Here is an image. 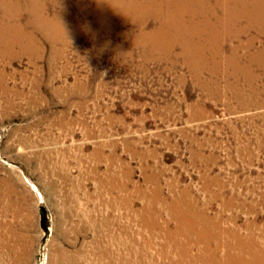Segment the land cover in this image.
Listing matches in <instances>:
<instances>
[{"label":"rangeland","instance_id":"obj_1","mask_svg":"<svg viewBox=\"0 0 264 264\" xmlns=\"http://www.w3.org/2000/svg\"><path fill=\"white\" fill-rule=\"evenodd\" d=\"M202 3L173 44L97 0L0 5V264H264V0Z\"/></svg>","mask_w":264,"mask_h":264},{"label":"bare ground","instance_id":"obj_2","mask_svg":"<svg viewBox=\"0 0 264 264\" xmlns=\"http://www.w3.org/2000/svg\"><path fill=\"white\" fill-rule=\"evenodd\" d=\"M26 1V0H25ZM240 1V0H239ZM7 2V0H0V5L2 12L4 13L3 17L6 14L7 5L3 7L2 4ZM48 2V1H47ZM54 2V1H53ZM100 4V8L108 7L110 10H118L121 14L132 19L133 24L138 27L137 37L134 39V42L141 40L142 42H151V43H163L167 36L173 35L170 39V44L174 43L175 33L180 35L181 32L191 27L190 32L196 31V34H201L203 37V32H206L205 27L209 23L205 20L197 19L203 14L200 13V10L204 9L202 0H97ZM60 3V2H59ZM205 3V2H204ZM232 3V2H231ZM22 5V3H20ZM83 4V3H82ZM207 4V3H206ZM225 4V3H223ZM88 5V4H87ZM98 5V4H97ZM218 5V4H217ZM23 6V5H22ZM26 6V4H25ZM95 6V5H94ZM212 6V5H211ZM237 6V5H236ZM242 6V5H241ZM30 7V6H29ZM226 7V6H225ZM38 9V6L33 4L31 10ZM215 9V8H214ZM219 9V8H217ZM98 10V9H97ZM106 10V9H105ZM264 10V9H263ZM89 11V10H88ZM117 11V12H118ZM222 11V10H221ZM225 11V10H224ZM227 12V10H226ZM234 12V11H233ZM242 12V11H241ZM100 13V12H98ZM106 13V12H105ZM114 13V12H113ZM222 13V12H220ZM235 13V12H234ZM243 13V12H242ZM0 14H2L0 12ZM21 14V13H20ZM30 14V13H29ZM28 14V15H29ZM94 14V13H93ZM101 14V13H100ZM237 14V12H236ZM32 15V14H31ZM186 15H190V19H186ZM102 16V15H101ZM114 16V15H113ZM212 16V15H211ZM100 17V16H99ZM32 18V17H31ZM67 18V17H66ZM75 18V17H74ZM98 18V16H97ZM96 18V19H97ZM99 19V18H98ZM123 19V17H122ZM121 19V20H122ZM152 20L156 21L155 25L150 28L149 22ZM22 20V18H21ZM51 20V19H50ZM245 20V19H244ZM256 20V18H255ZM76 21V20H74ZM111 21V20H110ZM24 22V21H23ZM98 22V21H97ZM106 22V21H105ZM199 23V24H198ZM218 23V22H217ZM254 23V22H253ZM66 24V23H65ZM115 25V24H114ZM250 25V24H249ZM97 26V25H96ZM254 26V25H253ZM66 27V26H65ZM69 27V26H68ZM72 27V26H71ZM78 27V26H77ZM89 27V26H88ZM209 27V26H208ZM220 27V25H219ZM245 27V26H244ZM256 27V26H255ZM262 27V26H261ZM260 27V28H261ZM16 27L10 23L0 22V41H5L7 35H9ZM98 28V27H97ZM104 28V27H103ZM102 28V29H103ZM227 28V27H226ZM71 29V28H70ZM95 29V28H94ZM210 29V27H209ZM57 30V29H56ZM109 30V29H108ZM232 30V29H231ZM63 31V30H62ZM253 31V30H252ZM212 32L210 36H212ZM227 32V31H226ZM242 32V31H241ZM263 33L262 31H259ZM207 33V32H206ZM252 33V32H251ZM203 34V35H202ZM29 35V34H27ZM6 36V37H5ZM33 36V35H32ZM250 36V35H248ZM213 37V36H212ZM222 37V36H221ZM230 37V36H229ZM62 38V37H61ZM68 38V37H67ZM66 38V40H67ZM77 38V37H76ZM242 38V37H241ZM246 38V36H245ZM184 39V38H183ZM190 39V38H189ZM193 40V39H192ZM206 40V39H205ZM212 40V39H211ZM244 41V40H243ZM249 41V40H248ZM228 42V40H227ZM168 43V42H167ZM231 44V43H230ZM11 45V44H10ZM132 45V44H131ZM134 45V43H133ZM244 45V44H243ZM231 46V45H229ZM250 46V45H249ZM170 47V46H168ZM204 47V46H203ZM216 47V46H215ZM196 48V47H195ZM235 48V47H234ZM257 48V47H255ZM31 49V48H30ZM227 49V48H226ZM225 49V51H226ZM230 49V48H229ZM233 49V48H232ZM249 49V48H248ZM175 50V49H174ZM180 50V48L178 49ZM242 50V49H241ZM253 50V49H252ZM156 51V50H155ZM186 51V50H185ZM147 52V51H146ZM171 52V51H170ZM180 52V51H179ZM174 53V52H173ZM222 53V52H221ZM220 53V54H221ZM225 53V52H224ZM159 54V53H158ZM163 54V52H162ZM263 52L255 53L251 61L254 58H257L259 55H262ZM232 55V54H231ZM144 56V55H143ZM147 56V55H146ZM153 56V55H152ZM174 56V55H173ZM198 56V55H197ZM169 57V56H168ZM177 57V56H176ZM149 58V57H148ZM171 58V57H170ZM174 58V57H173ZM224 58V57H223ZM245 58V57H244ZM172 59V58H171ZM199 59V58H198ZM210 59V58H209ZM170 60V59H169ZM192 60V59H191ZM245 62V61H244ZM195 63V62H194ZM202 63V61L200 62ZM219 63V62H218ZM248 63V62H247ZM258 62L256 61V64ZM241 64V63H240ZM251 66V65H250ZM264 66V65H263ZM187 67V66H186ZM212 67V66H211ZM213 68V67H212ZM196 69V68H195ZM198 69V68H197ZM202 69V68H201ZM252 69V68H251ZM208 70V69H207ZM227 70V69H226ZM252 72V71H251ZM232 73V72H231ZM241 74V73H240ZM211 76V75H210ZM233 78V77H232ZM243 80V78H242ZM227 81V80H226ZM212 82V81H211ZM231 82V81H230ZM248 82V81H247ZM205 83V82H204ZM257 83V82H256ZM209 84V83H208ZM229 86V85H228ZM207 87V86H206ZM263 88V87H262ZM207 90V89H206ZM261 90V89H260ZM245 91V90H244ZM247 91V90H246ZM212 93V92H211ZM255 94V93H254ZM241 100V99H240ZM261 105V104H260ZM33 181V180H32ZM30 179H27V182L37 191L39 198H43V195L39 188L33 183ZM217 236V235H216ZM238 236V235H237ZM242 237V236H240ZM236 254V253H235ZM239 257V256H238ZM237 264V263H236Z\"/></svg>","mask_w":264,"mask_h":264}]
</instances>
